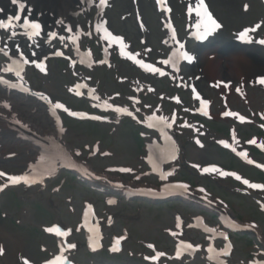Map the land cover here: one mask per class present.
Returning <instances> with one entry per match:
<instances>
[{
	"label": "rangeland",
	"instance_id": "1",
	"mask_svg": "<svg viewBox=\"0 0 264 264\" xmlns=\"http://www.w3.org/2000/svg\"><path fill=\"white\" fill-rule=\"evenodd\" d=\"M179 1L168 0L167 4L173 11L171 21L178 28L180 40L188 42L185 6L178 4ZM207 2L221 25L211 40L214 46H224L256 21L261 27L255 37L264 39V6L260 0ZM107 5L103 18L110 21L115 34L129 43L130 54L141 55L137 60L154 64L168 59L172 48L167 28L152 0H141L131 11L126 0H112ZM95 14L96 6L90 13H79L72 21L74 25L92 27ZM27 45L32 48L39 45L48 57L52 56L42 64L45 70L41 71L37 65L44 53L37 54V63L23 64L22 77L54 104L103 118L115 115L114 109L109 108L112 106L126 109L122 113L135 114L143 123L151 117L159 120L163 117L171 125L164 124L166 132H162L133 124L129 118L116 125L114 119L106 123L74 120L61 111L65 145L78 161L136 186L157 190L166 184L188 186L191 191L224 205L231 217L256 229L259 237L233 233L221 225L219 217L185 203L180 197L155 204L127 199L93 190L72 173L60 171L57 178L41 185L21 184L0 195V264H24L25 260L28 264H39L40 260L46 261L58 253L64 235L52 234L47 231L49 228H58L63 233L70 231L66 240L77 246V250L71 251V260L77 264H215L208 256H216L219 262L216 264H264V174L260 171L264 168L261 153L264 151V88L250 82L243 88L238 81L228 83L229 72L223 69L233 64L231 57L224 56L228 52L209 50L206 55L213 66L206 67L205 79L195 81L194 63H181L178 69H168L164 76L144 74L134 60L120 57L117 50L111 52L110 60L105 63L102 41L94 35L83 37L81 43V50L89 51L96 63L91 69L72 66L74 48L65 38L49 39L45 32ZM188 46L193 54L195 44L188 42ZM252 48L264 57L262 46ZM57 49L64 51L65 58L54 57ZM7 64L8 60L0 54V71ZM218 70L224 76L221 87L211 83L214 80L210 73ZM76 89L83 93L82 97L70 94ZM0 96H3L1 89ZM20 97H13L9 112L30 119L44 116L42 124L51 129L43 106L34 99ZM197 97L210 100L209 115L198 112ZM14 102L23 104V112L14 108ZM156 144L164 147L167 144V150L158 157L159 170L149 164V153ZM37 151L29 144L12 141L5 133L0 137V167L14 174L25 173L37 164ZM12 152L16 158L6 160V155ZM206 168L215 171L205 172ZM251 184L261 187L252 188ZM87 206L97 210L95 220L102 227L98 235L100 249L92 253L88 251L82 228ZM180 244L191 245L193 250L187 254L179 252L178 259H169L178 256ZM210 248L215 250L211 255ZM225 252L228 254L224 255Z\"/></svg>",
	"mask_w": 264,
	"mask_h": 264
},
{
	"label": "bare ground",
	"instance_id": "2",
	"mask_svg": "<svg viewBox=\"0 0 264 264\" xmlns=\"http://www.w3.org/2000/svg\"><path fill=\"white\" fill-rule=\"evenodd\" d=\"M88 1L89 0H22V2L26 4L23 15L31 16L30 18H32L33 20H36L39 18L42 19L41 18V14H42L48 20L51 21L47 23V30L50 34L55 33V36H58V37L61 36L63 38H67L68 40L73 41L78 48L79 41L85 36H91L93 34L92 33L93 30L83 31L79 26H77L79 28L78 30L77 29L73 30L70 25L71 24L70 16L78 14L77 9H79V7H83V8L86 7V9H88L87 7V5H89ZM96 1L98 2L99 0H96ZM106 1H112V0H106ZM140 1L141 0H126V2H128L129 10L131 11L132 8L136 9ZM192 1L194 2V6L196 8L197 0H192ZM11 3H12V0H0V20L6 16H9L11 13H13L14 16L16 15L17 4H11ZM202 5L204 7L203 0H202ZM200 11L202 12L203 8H201ZM162 14H163L165 21H168L170 19V13H169V17H167L166 13H162ZM193 17L194 16H192L190 19H193ZM100 18L101 16H98L97 19L95 20L98 22V24L96 23L95 31H99L103 35L102 40L104 42L105 52L108 54V60H109L108 51H111L113 47H117L121 53L122 52L127 53L128 46L125 44L123 40L111 41L110 39H105L104 29H107L108 33H111V35L113 36L115 35L110 31V21L109 20H107L106 22L101 21ZM59 21H63V24L59 23ZM192 22H194V19ZM138 23H140V20L138 21ZM97 25H100L99 30H97ZM255 26H256V23L253 22L251 24L250 29L255 28ZM58 27L65 29V35L56 30V28ZM69 29H71V31H69ZM258 29L259 28H257L255 31L249 32L250 40L247 42L240 40L239 35H238L235 41L233 40L231 41L232 44L230 42V44H226L222 48H218V47H215L213 44H210L208 45L209 49L206 48L208 50L220 52V54L221 53L224 54V52L229 53V54H224V56H229V58L231 57L233 64L231 66L227 65L223 67V69H225L224 71L229 72V75L227 74L228 78H226L228 82L238 81V84L243 85L247 81L253 80L256 83L261 84L259 83V81L261 79H264V57L263 56L260 57L261 54L255 51L256 49L254 48L251 49L248 47H239L240 44H242L243 46H250V45L256 44L253 39V36L256 34ZM21 30L22 29L20 28V31ZM7 42H8L7 44H3L1 46L2 48H4L5 52H10V53L16 52L19 54L20 53L23 54V50H25L26 53H30V57L32 58V64L37 63L36 60L39 56L37 54L44 53V55H46L45 52H47L46 50H42L41 46L39 45L37 46L34 45V48H32V46H30L29 48L28 45L24 46L23 45L24 40L22 41V39L19 41H17L16 39H11ZM12 42H16V44L14 43L12 44ZM18 43L20 44V46L18 45ZM11 44L13 46H11ZM121 44H123V48L121 47ZM206 49L203 48L202 50H198L195 56V59H197V61L199 62L200 73L204 76L206 75V67L213 66L212 63L208 60V57H206ZM243 50L248 51V52H243ZM32 55H35V56H32ZM76 58L78 62V63H75L76 65L83 63L85 66L90 67L93 63L90 53H86V54L81 53L79 49H78V55ZM79 60H81L82 62L80 63ZM210 60H212V57H210ZM161 64L166 65L165 63H163V61H161ZM223 64L225 65L226 61H224ZM8 72L9 71L3 70V72L0 73V81H3V82H0V84L3 86H7L4 83V80H6V78L3 75L8 74ZM220 74L221 73L219 70L217 72L212 71L210 73V76L214 80V82L215 81L221 82L223 81L224 76L222 77L220 76ZM111 80H113V77ZM17 82H20V85H22L23 89L28 90V87L23 82L22 74H21V77L18 78ZM261 85L264 86V84H261ZM7 88H11V87L7 86ZM0 98L3 99L2 103L0 104V124L5 125V126L4 125L1 126L0 128H2L4 131L9 132L12 128H19L20 130L30 131L36 134L38 138L40 139L50 140L52 138H57V139L61 138L62 140L63 132L62 133L58 132L57 128L55 131L45 129L44 124H42L43 116H40L39 121L38 120L31 121L29 118L25 117L23 114L21 115L17 114V115L11 116V113H9L5 109L7 106L13 105V101H11L13 97H11L9 92H6V96H0ZM14 104H15L14 105L15 109H18L23 112V107H24L23 104L21 103L17 104L16 102H14ZM4 110H6L7 112ZM153 122L156 123L155 125H160L159 122L156 120H153ZM35 146L41 150V147L39 145H35ZM71 156L72 154L68 152V150H66L65 158L70 161ZM77 168H78L77 169L78 172L80 173L79 174L80 178H83L84 180H88L92 188H96L94 187V184H96L100 188L116 189L126 196H128L129 193L143 192L147 190L151 191V189H145V188L142 189L141 187L131 185L130 183L121 181L117 178H112V177H108L107 175L99 174L98 172L89 168L88 166L84 167L83 165L78 164ZM180 192L190 202H193V203L198 202L203 205L210 206L214 208L220 216L224 214L228 215V212L224 206L220 204H216L208 196L187 190L186 187H182ZM89 212H90V209H89ZM236 224L240 226L239 223H236ZM255 235L258 236L256 230H255ZM67 247H69L68 244H67ZM180 249H182V247ZM213 252L214 250L211 251L210 254H212ZM56 255L52 257V260H55L57 257H62V260H63L64 258L63 254H61L60 256H56ZM64 264H72V263L65 262Z\"/></svg>",
	"mask_w": 264,
	"mask_h": 264
},
{
	"label": "snow or ice",
	"instance_id": "3",
	"mask_svg": "<svg viewBox=\"0 0 264 264\" xmlns=\"http://www.w3.org/2000/svg\"><path fill=\"white\" fill-rule=\"evenodd\" d=\"M12 3L13 4H18V7H19L20 10H23L25 8V4L22 2V0H12ZM157 3L160 4L163 9L170 10V9H167V5L165 3V0H157ZM105 6H106V0H99V8L100 9H103ZM201 8H203L202 0H197V4H196V15L198 17L201 16V11H200ZM192 10H193L192 8H189V12H191ZM14 19L16 21H19L21 19V17L19 15H17ZM11 20H12V18H9L8 24H5L4 22H0V28H8V27H11L12 26ZM59 23L63 24V21H59ZM24 27L26 29L25 34L28 35L29 39H31L33 35H38L39 34V30L41 29V25L39 23L30 22L28 20H25L24 21ZM196 27L198 29V32L200 33L199 36H198V38L199 39H203L206 36L211 35L213 32H215L220 27V25L207 12L206 8H204L203 19L200 22L197 23ZM259 27H260V25L257 24L255 26V28H252V29H244L241 33H239V39L242 40V41H246V42L249 41L250 40L249 32L250 31H255ZM28 29H31V30H34V31H27ZM99 29H100V25H97V30H99ZM69 31H71V29H69ZM104 32H105V39H110L111 41H120L121 40V38L119 36H113V35H111V33H108L107 29H104ZM13 35H15L14 32H13ZM50 35L55 36V33H52ZM173 38H175V37L173 36ZM259 43L264 44V40L259 41ZM121 47L123 48V44H121ZM180 48L182 49L183 48V45H180ZM0 51H2V50H0ZM59 54L60 53H57V55H59ZM121 54L122 55H125L130 60H134L136 64H138L141 68L145 69L146 71H151L153 73L159 72V74L161 76L164 75V72L160 71V69L154 68L151 65L145 64V63H143L142 60H137L135 58V56H133L130 53H123L122 52ZM5 55H7V53H5ZM177 55H182L183 58L185 60L189 61V62H191V60H192V56L188 55L186 52L173 53V57L174 58ZM169 62H170L169 60H165L163 63L167 64ZM25 63H27V61H25ZM37 67H40L41 68V71H44L45 70L44 67H43V65H37ZM4 71H13V69L6 68V69H4ZM15 75L17 76V78H20L21 77L20 70H16L15 71ZM0 82H3V81H0ZM259 82L261 84H264V79H261ZM193 91H195V90L193 89ZM197 99H199V97H197ZM63 107L64 106L62 104H59V103H56L53 106L54 109H59V108H63ZM115 110L117 112H126L127 111L126 109H121V108H116ZM65 111H67V109H65ZM70 114L71 115H78L75 112H72ZM128 114L131 115V113H128ZM226 115H232V113H226ZM94 118L95 119H99V117H94ZM152 119L155 120L156 117H152ZM240 119L243 121L244 120V117L241 116ZM160 122L166 124L167 127H171V125L170 124H167V122L164 120L163 117L160 118ZM151 126L152 125L149 124V127H151ZM120 171H129V170L128 169H120ZM204 171L205 172L215 171V169H211L210 170V169H207L206 168V169H204ZM221 175H226V174L225 173H221ZM4 176H5V173L0 172V177H4ZM237 179H239V177H237ZM7 182L8 183L0 186V190H3V188L4 187H7L8 184L15 185V184H19L21 182H24V183L27 184V183H31L33 181H30L27 176H7ZM244 183L247 184L248 181H244ZM249 186L252 187V188H259V187H261V185H256V184H251ZM47 231H49V232L55 231L57 235H66V233L61 232L58 228L57 229L49 228V229H47ZM69 247H74V245H69ZM149 247H152V245H149ZM182 247H186V248H189L190 249L192 246L191 245H182ZM93 250H95V249H93ZM113 250L115 251V250H118V249H115L114 248ZM0 251H2V250H0ZM209 251L211 252V251H213V249L210 248ZM223 254L224 255H227L228 253L225 252ZM159 255H161V254H158V256ZM178 255H179V250H178ZM158 256L156 258H158ZM24 264H28V262L25 260L24 261ZM48 264H63L62 257H57L55 260L49 261Z\"/></svg>",
	"mask_w": 264,
	"mask_h": 264
}]
</instances>
